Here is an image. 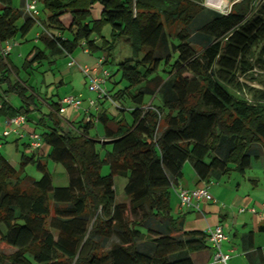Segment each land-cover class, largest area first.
<instances>
[{
    "label": "trees",
    "instance_id": "1",
    "mask_svg": "<svg viewBox=\"0 0 264 264\" xmlns=\"http://www.w3.org/2000/svg\"><path fill=\"white\" fill-rule=\"evenodd\" d=\"M35 1L40 16L18 25L20 11L0 0V43L41 24L49 36L41 39L43 51L26 56L27 71L48 59L45 51L57 58L81 45L108 67L116 43L125 40L132 58L115 73L126 86L114 94L106 89L103 100L130 119L99 109L90 113L93 121L72 129L56 104H48L38 121L41 148L65 171L66 186L52 185L37 151L22 152L19 169L0 153V248L15 250L0 254V264H192L185 252L204 248L206 233L184 232L183 241L169 229L177 228L169 199L183 165L209 183L232 171L243 174L264 157V0L235 4L227 15L205 9L201 0ZM96 6L99 17L92 19ZM204 11L210 18L194 30V40L191 24ZM106 25L109 40L102 36ZM12 75L16 69L0 58V116L26 119L39 109ZM2 96L19 98V107ZM95 124L103 128L93 139ZM29 164L39 180L22 176ZM115 178L126 179L124 202L117 201Z\"/></svg>",
    "mask_w": 264,
    "mask_h": 264
},
{
    "label": "crops",
    "instance_id": "2",
    "mask_svg": "<svg viewBox=\"0 0 264 264\" xmlns=\"http://www.w3.org/2000/svg\"><path fill=\"white\" fill-rule=\"evenodd\" d=\"M25 1L26 0H23L24 6L18 9L12 5V0H11L12 7L18 9L21 13V18L19 20L20 24L27 18L37 19L38 16H40V10L38 9V6H37L36 14L28 13L25 8ZM99 13H100L99 8L98 10H96V8L92 10L91 12V17H93L92 19H97L99 17ZM35 25L38 27L33 37V40L35 41L34 42L35 46H33L27 52L26 56L28 55V53H30L31 50L37 52L43 51L44 45L41 39L45 36H49L48 32H45L44 29L42 30L43 27L40 26L41 25L40 23L37 22ZM42 31L44 34L42 33ZM25 36L23 38H25ZM62 37L64 39H70V36L67 33H63ZM13 40L16 41V37ZM96 42L98 41L96 40ZM16 46L17 44H15L14 47ZM81 47L84 46L81 45ZM45 52H46V56H48V59L42 60L40 64L39 63L32 64L28 70H32V69L37 70L38 68L40 69V67L46 65L47 70H44L41 74L46 75L49 71H51V66L49 64H53L56 58L50 54V51H45ZM83 55H90L95 57L94 66L89 67L86 66L85 64H79L77 61L71 58L72 55H66L62 53L61 56H59V57L68 58L66 62V67L69 71L66 75L72 76L70 77V83H72L73 79L78 77L80 78L82 87H79L77 86L78 84H76L73 92H71L73 94H65L62 96H58L59 94L56 93L57 101L51 102L56 104L59 115L62 116V118L71 125L72 129L73 127H75L74 125L76 123L80 122L81 120L84 121L85 118L84 110L88 108V100L91 99L96 100V96L93 93L89 92L88 95L86 96L82 95L81 91L87 89V80L80 73L79 69L76 66H68V63L72 59L79 67L93 68L97 63V60L101 57L98 54L84 53V51H83ZM7 58L10 65L13 68H15L16 71L18 70L20 73L21 72L20 67L23 66V62L21 64L19 63L18 66L15 65L12 59L10 60V53L7 55ZM105 68L107 69V67ZM19 81L23 83L25 87L32 90L30 86L29 87L27 86L28 82L26 80H22L21 78H19ZM108 83L109 81H107L105 84V90L106 89L108 90V86H107ZM64 85L65 83L61 79L59 86H64ZM31 93L34 95L33 90L31 91ZM92 95L94 97H92ZM66 97H80L82 100L81 108L79 110H74L69 106L66 107L65 105H63L62 107L64 108V111L60 112V101ZM4 98L12 108L19 107L20 104L18 106H16L17 104H15V102L17 103L15 98L13 97L12 98L4 97ZM38 99L44 101L40 96H38ZM102 102L103 101L99 103L97 102L96 106L99 107V109L106 111L101 106ZM43 104L48 106L49 103L47 104L44 101ZM112 106L114 107L113 104ZM0 108H1V102H0ZM90 112L95 113L94 109H91ZM39 113L41 115L40 110L34 112L33 115L26 117L25 124H23L20 128L19 136L11 134L6 138L2 137L1 133L5 131L7 128L6 121L8 118L0 116V126L3 127L2 132L0 133V150L2 149V146L6 144L7 139L12 137L14 138L15 142H17L19 139L25 140V144H23L22 147V152H24L25 154H29L31 150H29L28 148V144H29L28 135L32 132L35 133L34 127L38 124L40 117L44 115L42 114L41 116H39ZM112 116L121 117L119 116V111L117 112L116 115H112ZM78 117H80L79 121H77L78 119H76ZM103 142L108 143V141H103ZM15 149L16 151L18 150L17 146L15 147ZM36 153L38 154L37 156L40 157L41 162L42 161L48 162L47 160H44V158L47 159L46 158L48 153L47 147L45 146H43L42 148L40 147L39 151H37ZM13 157L15 158L14 154ZM9 164L13 168H15L10 162ZM229 173H227L225 176L214 177L209 183H207L200 181L198 179L190 163L187 162L183 165L182 179L170 191L169 217L177 220L176 222L177 228L174 229L172 228V226L169 227L170 234L179 240L187 241V237L182 235L184 232L206 233L208 229H211L216 225H221L222 232L225 236V240L221 244V250L223 253L229 254L230 259L228 261V264H264V184H261L258 182V180H254L252 178L247 179V177H245V172H244L243 174L237 173L240 175V180L237 179L234 185H230L231 178L227 176L229 175ZM226 176H227V181L225 182L224 178H226ZM247 181H249V183H247ZM202 187H205L207 189V192L210 195L211 200L203 199L198 201L196 203L197 208L179 207V200L177 195L180 188L193 190ZM204 242H205L204 248H201L196 251H187L185 252V256L191 260L192 264H217L213 261V250L211 249L209 243L206 240ZM14 251H15L14 249L0 248L1 255L7 256L12 254Z\"/></svg>",
    "mask_w": 264,
    "mask_h": 264
},
{
    "label": "rangeland",
    "instance_id": "3",
    "mask_svg": "<svg viewBox=\"0 0 264 264\" xmlns=\"http://www.w3.org/2000/svg\"><path fill=\"white\" fill-rule=\"evenodd\" d=\"M249 1H251L252 3L253 0H249ZM12 5L19 9L24 6V3H23V0H12ZM95 8L96 10H98V6H96ZM208 13L209 12L204 11L203 13L199 14L197 18L191 24L190 28L193 30L191 34L192 39L195 40L197 39V36H198L194 30L199 29L202 25L208 22V19L210 18ZM17 24H20V21H18ZM37 28L38 27L34 25L29 30V32L26 34L25 38L21 37L19 33L16 35V41L12 39V41L16 43L17 46L19 44L18 47L17 46L13 47L10 52V60L12 59L15 65L18 66L19 63L20 64L22 62L24 63V59H25L27 52L33 46H35L34 44L35 41L33 40V37H34V33L37 30ZM102 36H104L107 40L110 39V29L108 25L102 28ZM98 46H100V41L98 42ZM83 49L84 47H78L71 54L72 55L71 58L77 61L79 64H85L86 66H89V67L94 66L95 57L90 56V55H83ZM130 58H132V53H131V49L128 43L123 39L119 40L116 43V47L114 51L112 52L111 57L109 58L110 65L108 64V67H107L109 71L112 72V75H113L110 78V81L107 85L108 89H112L111 94H114V92L126 86V83L123 81H120V76L117 73H115V67L119 63H122L125 60L130 59ZM67 60H68L67 57H57L53 64H49L51 66V71H49L46 75L41 74L44 70H47L46 65H44L43 67H40V69L38 68L37 70L32 69L28 71H25L23 69V66H21L20 67L21 72L19 73V71L17 70V75H12L13 79L15 78V80H18L19 78H21L22 80H26L28 82L27 86L28 87L30 86V88H32L33 90L35 104L38 107V109L41 111V115L48 114L49 112L48 106L43 104L44 101L47 104L51 102H56L57 101L56 93L59 94L58 96H62L65 94H73L71 92H73L76 84H78L77 86L82 87L80 78L78 77L73 79V81L71 80L72 83H70V77L72 76L66 75L69 71L66 67ZM185 76L189 77L187 74H185ZM61 79L65 83L64 86H59ZM251 86L257 87L258 84L252 83ZM32 90L31 89L28 90V93H29V94L27 93L28 96L31 95ZM81 92L83 96H86L89 93L87 89L82 90ZM38 96H40L44 101H42L41 99H38ZM92 97L94 96L92 95ZM159 97H160L159 94H157L155 98V103L158 102ZM13 98L16 99L17 103L15 102V104H17L16 106H18L21 102L20 99L17 97H13ZM146 100H147V104L149 105L152 102V97L147 96ZM124 105L125 107H128V104L126 102L124 103ZM101 106L111 116L116 115L118 112L117 109H115V107L112 106V103L110 100H103ZM33 114L34 113H31L30 115H33ZM121 114H122V118H125L127 121H129L130 117L126 111L123 113H119V115ZM41 115L39 113V116ZM76 119H78L77 121H79L80 117ZM34 128H35L34 129L35 133L38 135L43 132V127L41 125L37 124ZM102 128L103 127L101 126V124H96L94 127V130H91L89 132V137L95 139V134L98 133L97 135L100 138L101 133H102ZM2 129L3 127L0 126V133L2 132ZM23 144H25V140L19 139L17 142H15L14 138L11 137L7 139L6 144H4L2 146V149L0 150V153L5 157V159L9 161L16 169L20 168L19 159H20V154L22 153ZM16 146L18 148L17 151L15 149ZM13 154L15 158L13 157ZM44 160H47V159L44 158ZM42 162L43 164H45L46 170L49 172L51 176L53 186H66L67 185V176L61 166L53 164L49 161L48 162L42 161ZM100 173L102 175L108 174V168L106 166H103L101 168ZM22 176H28L32 178L33 180H39L41 177V173L38 172L33 165L29 164L23 168ZM227 176L231 178L230 185H234L237 179L240 180V175L237 174V172H230L229 175ZM227 176L226 178H224L225 182L227 181ZM245 177H247V179L252 178L254 180H258L259 183L264 184V157L260 158L259 160H252L251 167L245 171ZM125 183H126V179L124 178L114 179V185H115V190L117 194V201H120V202L125 201L124 196L122 195V189ZM247 183H249V181H247ZM112 241H115V238H111L110 240L106 242V246H105L106 249L109 247Z\"/></svg>",
    "mask_w": 264,
    "mask_h": 264
},
{
    "label": "built area",
    "instance_id": "4",
    "mask_svg": "<svg viewBox=\"0 0 264 264\" xmlns=\"http://www.w3.org/2000/svg\"><path fill=\"white\" fill-rule=\"evenodd\" d=\"M249 0H201L200 5L205 9L211 10L221 15H227L230 13L232 7L235 4L243 3ZM262 0H253V6H256ZM26 11L30 14H36L37 3L35 0L25 1ZM12 40L0 43V58H6L10 53L12 48L15 46ZM84 46V45H83ZM84 53H88L87 49L84 47ZM68 66H76L80 73L87 80V90L90 93L96 95V100H88V108L84 110L85 118L84 122L93 121L90 117V110L94 109L95 112L99 111V107L96 106L98 100L108 99V95L105 90V84L110 76V72L104 66V58L100 57L97 60L95 67H79L74 60H70ZM256 74L261 72L254 71ZM82 100L80 97H66L60 101V112L64 111L62 107L65 105L69 106L74 110H79L81 108ZM25 124L24 116L18 115L12 118H8L6 121L7 128L1 133V136L6 138L7 136L14 134L20 135V128ZM29 144L28 148L31 151H38L41 147L40 137L38 134L32 132L28 135ZM179 207H193L197 208L196 203L200 200H211L210 195L205 187L196 188L193 190H188L185 188H180L178 191ZM225 240V236L222 232V226L216 225L215 227L208 229L206 232V241L209 243L211 249L213 250V261L217 264H228L230 259L229 254H225L221 250V244Z\"/></svg>",
    "mask_w": 264,
    "mask_h": 264
}]
</instances>
